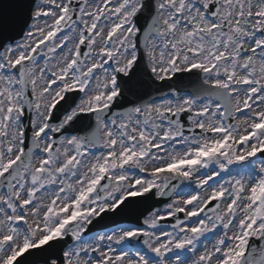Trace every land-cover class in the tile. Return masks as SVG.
I'll return each instance as SVG.
<instances>
[{
    "label": "snow or ice",
    "instance_id": "6c2138e0",
    "mask_svg": "<svg viewBox=\"0 0 264 264\" xmlns=\"http://www.w3.org/2000/svg\"><path fill=\"white\" fill-rule=\"evenodd\" d=\"M9 7L0 264H264V0ZM139 68L192 86L128 100ZM138 197L163 207L93 232Z\"/></svg>",
    "mask_w": 264,
    "mask_h": 264
},
{
    "label": "water",
    "instance_id": "95a60500",
    "mask_svg": "<svg viewBox=\"0 0 264 264\" xmlns=\"http://www.w3.org/2000/svg\"><path fill=\"white\" fill-rule=\"evenodd\" d=\"M15 2L16 0H0V6H2V14H0V43L5 42L6 40L19 39L22 34V24L20 23L21 13L18 9L9 7V5ZM5 25H10L12 29L4 32ZM134 71L136 72V75L131 84L132 91L127 94L128 100H135L137 96H142L144 99H148L150 96H157L160 92L168 91L169 87L173 88V86L169 84L170 82H166L163 87L153 82L150 79V73H148L144 68L134 69ZM178 79L180 83L188 84L185 85V88L192 86L187 76H185L184 79L180 77ZM120 104L124 107L128 106L127 101L125 100H121ZM161 205L162 202H151L149 204H143L139 214L134 213L133 208L130 207L128 210L126 209L118 215L119 217L123 214L129 217H132L133 215L135 218H139L141 214H147V211L152 208L160 207ZM29 261L31 264H39V260L37 258L31 257Z\"/></svg>",
    "mask_w": 264,
    "mask_h": 264
},
{
    "label": "bare ground",
    "instance_id": "6f19581e",
    "mask_svg": "<svg viewBox=\"0 0 264 264\" xmlns=\"http://www.w3.org/2000/svg\"><path fill=\"white\" fill-rule=\"evenodd\" d=\"M11 26L10 25H5V28H4V32H7L8 30H11ZM124 226H131L130 224H124Z\"/></svg>",
    "mask_w": 264,
    "mask_h": 264
}]
</instances>
